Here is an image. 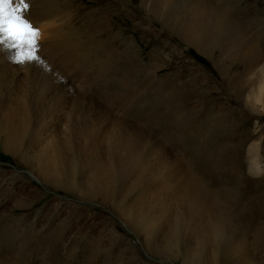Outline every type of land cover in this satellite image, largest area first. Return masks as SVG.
Here are the masks:
<instances>
[{"label":"rangeland","instance_id":"obj_1","mask_svg":"<svg viewBox=\"0 0 264 264\" xmlns=\"http://www.w3.org/2000/svg\"><path fill=\"white\" fill-rule=\"evenodd\" d=\"M137 1L108 78L0 44V223L55 235L54 264H264V0Z\"/></svg>","mask_w":264,"mask_h":264},{"label":"bare ground","instance_id":"obj_2","mask_svg":"<svg viewBox=\"0 0 264 264\" xmlns=\"http://www.w3.org/2000/svg\"><path fill=\"white\" fill-rule=\"evenodd\" d=\"M136 1L27 0V3L32 6L29 15L34 18V23L37 22L38 39L44 41L45 36H48L47 39L53 41V44L49 49L52 51L68 50L69 55L75 58L77 57V60L79 59V61L95 58L97 63L94 64V66H96V71L99 76H101V78H108L115 63V53H117V51L114 53L113 50L116 41L112 38L114 36L112 31H114L115 28L111 21L114 18H134V14L143 8L141 1ZM176 6L177 3H175V1L170 2L167 12L163 13L164 17L172 15V10L175 9ZM52 24L54 25L51 26ZM120 33L121 30H119L116 34ZM118 40V49L121 50L122 55L126 56L130 53L129 46L127 47L122 43V41H120V39ZM163 93H165L164 101L166 104L171 106L174 105L175 102L179 101L178 99H181V96L184 94L182 89L179 90L178 88H170L169 91ZM147 96L148 95H144L137 98V100H146L148 102V110H157L158 105L161 102L157 99V97L148 98ZM136 108L137 107H135V109ZM46 242L47 245H49V250L44 255ZM57 248L58 239L53 234L52 236H49L46 232L34 234L28 228L14 230L6 224L2 225L0 223V264H23V260L27 258L37 260L41 255H44L43 258L46 260V263L43 262L44 264H54L57 259ZM13 258L15 259L9 261ZM90 260L91 259H89V261Z\"/></svg>","mask_w":264,"mask_h":264},{"label":"snow or ice","instance_id":"obj_3","mask_svg":"<svg viewBox=\"0 0 264 264\" xmlns=\"http://www.w3.org/2000/svg\"><path fill=\"white\" fill-rule=\"evenodd\" d=\"M29 8L27 0H0V44L16 50L13 61L19 64L39 63L38 30L24 16Z\"/></svg>","mask_w":264,"mask_h":264}]
</instances>
